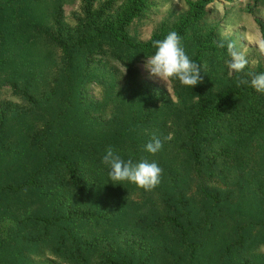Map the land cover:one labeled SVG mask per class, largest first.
<instances>
[{
    "label": "rangeland",
    "instance_id": "374dc122",
    "mask_svg": "<svg viewBox=\"0 0 264 264\" xmlns=\"http://www.w3.org/2000/svg\"><path fill=\"white\" fill-rule=\"evenodd\" d=\"M106 1L93 0L89 12L103 7ZM151 1V6L129 29L133 40L146 41L160 25L171 24L186 9V0ZM90 13L85 10L83 0H14L11 5L0 0L2 264H30L25 258L22 263L18 256L27 243L22 239L35 237L37 230L31 223L22 221L25 217L47 216L55 206L52 188L50 194H44L39 187L18 192L4 187L26 180L55 153L73 156L76 145L68 142L67 135L86 137L90 134L92 139H104L118 134L117 124L127 127L141 106H137L136 94H133L134 81L141 79L168 94L175 105L174 115L166 114V121V115L160 117L158 131L144 139L148 144L149 139L156 137L163 143L162 149L155 155L150 154L148 159L162 169L160 183L152 191H145L129 181L120 185L127 186V199L136 198L141 202L136 206L143 211L157 213L165 209L164 199L178 206L181 199L184 208H177L180 220L193 229L185 241L195 244L196 251L192 256L180 233L173 229L171 238L165 231L160 248L132 251L123 244L121 255L126 253L130 264H239L245 261L264 264V132L247 138L233 151L226 144L214 142L218 134L214 135L213 129L225 130L224 124L213 128L211 123L203 122L196 125L199 133L211 137L215 149L225 148L234 153L217 158L208 156L192 125L197 95L191 87L181 85L178 79L169 80L167 87L149 75L145 69L147 57L126 64L132 51L107 41L103 49L110 56L100 59L99 54L88 66H84V58L89 48L70 47L64 52L54 45L50 38L56 34L62 35L68 44L93 34L98 19ZM255 18L264 23V0H236L212 9L203 23L194 26L181 40L191 59L203 29L219 26V39L226 48L215 56H208L201 67L202 97L211 99L226 87H238V80H248L258 62L264 64V55L258 49V42L262 40ZM229 42L234 43L248 60L243 72L231 76L228 74ZM86 74L92 78L87 86L88 95L105 109L99 113L100 118L116 119L104 127L87 126L82 122L87 104L82 102L80 90ZM158 107L162 109L160 102L153 105L152 110ZM93 123L101 125L97 121ZM133 131L136 132L135 127ZM131 140L138 141L137 134H127L122 144L132 145ZM191 144H195L199 160L188 153ZM138 162L133 161L134 164ZM49 173L53 175L54 172ZM36 178L45 183L43 189H46L49 177L43 173ZM79 229L82 230L80 226ZM48 234L51 235L49 231ZM40 248L43 256L33 258L35 262L50 258L45 246L40 245Z\"/></svg>",
    "mask_w": 264,
    "mask_h": 264
},
{
    "label": "trees",
    "instance_id": "16d2710c",
    "mask_svg": "<svg viewBox=\"0 0 264 264\" xmlns=\"http://www.w3.org/2000/svg\"><path fill=\"white\" fill-rule=\"evenodd\" d=\"M13 1L6 0V3L11 5ZM235 1L186 0V9L171 24L160 25L146 41H136L131 38L129 29L135 19L151 6V0H121V2L107 0L103 7L93 13L89 12L93 0H83L85 10L93 15V18L97 16L98 19L95 23L94 33L90 36L79 37L69 44L59 34L50 39L64 52L70 47L89 48L87 56L84 58V66L90 65L99 54L101 55L100 59L104 55L110 56L103 49L106 41L132 51L126 58V64H131L134 60L148 58L155 54L156 49L152 43L154 40H163L172 31L177 32L182 40L194 26L203 23L212 9ZM255 24L261 40H264V23L255 18ZM218 29V24L205 27L193 47L191 60L201 67L208 56H215L226 48L224 42L223 48L218 46L222 42L219 39ZM115 56L117 57V55ZM258 73H264L262 62L256 64L252 74ZM91 80L92 78L89 79L87 74L81 80L80 97L82 102L87 104L84 107L85 113L82 122L87 126L104 127L116 119L112 117L100 118L99 113L105 109L103 110L102 106L87 93V86ZM170 80L178 81L175 78ZM248 81V84L238 87H226L211 99L202 97L199 84L194 89L191 88L197 95L192 125L196 131V138H199V141L204 144L208 156L211 155L213 158L223 154L232 156L234 149L246 142L247 138L264 132V93L257 92L251 87V76ZM133 94H136L137 106L141 105L139 112L134 106L133 109L138 113H134V118L127 127L116 125L119 128L118 134L104 137V139H92L90 134L86 137L67 135L68 142L76 145V151L72 153L73 156H70L71 153H55L37 171L30 173L26 180L4 187L10 192H18L28 187H39L41 191H44V194L46 192V194H50V188L54 190L53 202L55 206L52 213L47 216L25 217L22 221L25 224L31 223L37 230L34 233L35 237L22 239L27 242L18 256L22 263L25 258L30 264H130L126 253L121 255L123 244H126L129 249L131 247L132 251H149L160 248L165 231L171 238L170 232H173L174 229L185 241L186 236L193 230L180 220L181 216L177 208H184L181 199L178 200L179 206L164 199L166 207L157 213L154 210L143 211L136 206L141 204L140 201L132 197L127 199L128 188L126 185L113 184L109 178L110 168L102 162L108 147H112L121 159H131L132 162L148 160L150 153L145 150L147 141L144 142V139L149 134L150 138L154 132L158 131L160 117L166 114L174 115L175 105L160 87L142 79L136 80L133 84ZM157 102L161 103L162 109L158 107L156 110H152V106ZM167 115L164 117V121L168 119ZM1 121L2 117H0V123ZM93 121H97L101 125H96ZM203 122L211 123L213 128L224 124L225 130L213 129L214 135L215 132L218 134L214 138V142L226 144L228 147H232L233 151H228L225 148L215 149L216 144L211 142L213 139L197 130L196 125ZM134 127L136 132L133 131ZM86 128L89 131V128ZM129 133L137 134L138 141L131 140L132 145L122 144L126 141ZM27 136L31 137L29 134ZM188 153L195 160H199V152L195 149V144L190 145ZM49 170L54 172L53 175H49ZM43 173L50 180H48L49 185L46 189H43L46 187L45 183L36 178L37 175ZM156 218H158L157 223H155ZM79 226L82 230L79 229ZM48 231L51 235L48 234ZM186 244L193 256L196 245L187 242ZM40 245L45 246L50 253V258L46 261L35 262L33 258L38 259L43 256ZM249 259L252 260L253 257L252 259L249 257ZM0 262V264L3 263L1 260ZM239 264L251 263L245 261Z\"/></svg>",
    "mask_w": 264,
    "mask_h": 264
},
{
    "label": "clouds",
    "instance_id": "9594fccd",
    "mask_svg": "<svg viewBox=\"0 0 264 264\" xmlns=\"http://www.w3.org/2000/svg\"><path fill=\"white\" fill-rule=\"evenodd\" d=\"M152 43L156 49L155 54L148 56L145 63V69L151 77L159 79L167 87L168 81L173 78L178 79L181 85L193 89L202 82L201 66L187 56L177 32L172 31L163 40H154ZM218 46L223 48L224 43L221 42ZM258 49L264 55V40L258 42ZM227 51L231 57L228 62L229 76L243 72L248 64L244 53L237 50L235 44L231 42L227 44ZM250 75L251 87L257 92L264 93V73ZM248 83L247 79L238 80V86ZM162 147L161 139L154 137L145 146V150L155 155ZM102 162L110 168L108 175L113 184L129 181L145 191H152L160 183L162 169L155 161L149 162L144 159L134 164L131 160L121 159L112 147H108Z\"/></svg>",
    "mask_w": 264,
    "mask_h": 264
}]
</instances>
